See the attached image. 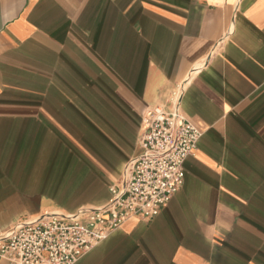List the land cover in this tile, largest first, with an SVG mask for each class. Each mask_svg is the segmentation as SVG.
I'll return each mask as SVG.
<instances>
[{"label":"crops","instance_id":"0c3cea01","mask_svg":"<svg viewBox=\"0 0 264 264\" xmlns=\"http://www.w3.org/2000/svg\"><path fill=\"white\" fill-rule=\"evenodd\" d=\"M178 83L182 185L75 264H264V0H0V231L107 201Z\"/></svg>","mask_w":264,"mask_h":264},{"label":"built area","instance_id":"2783aa9c","mask_svg":"<svg viewBox=\"0 0 264 264\" xmlns=\"http://www.w3.org/2000/svg\"><path fill=\"white\" fill-rule=\"evenodd\" d=\"M183 83L147 107L140 152L109 185L97 206L51 210L17 219L0 231V261L6 264H75L77 259L130 218L149 220L183 183L182 163L202 131L180 109Z\"/></svg>","mask_w":264,"mask_h":264}]
</instances>
